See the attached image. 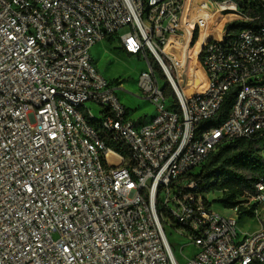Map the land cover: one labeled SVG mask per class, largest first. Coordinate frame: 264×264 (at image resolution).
Wrapping results in <instances>:
<instances>
[{
  "label": "built area",
  "instance_id": "1",
  "mask_svg": "<svg viewBox=\"0 0 264 264\" xmlns=\"http://www.w3.org/2000/svg\"><path fill=\"white\" fill-rule=\"evenodd\" d=\"M216 13L254 26L208 37L191 58L200 80L185 82ZM109 37L147 61L138 84L156 113L144 123L94 61ZM260 76L264 15L237 0H0V264H264V225L242 231L240 206L219 213L189 174L221 146L264 136ZM232 90L227 120L202 127ZM255 188L242 205L259 217L264 175ZM167 228L186 239L183 261Z\"/></svg>",
  "mask_w": 264,
  "mask_h": 264
},
{
  "label": "trees",
  "instance_id": "2",
  "mask_svg": "<svg viewBox=\"0 0 264 264\" xmlns=\"http://www.w3.org/2000/svg\"><path fill=\"white\" fill-rule=\"evenodd\" d=\"M242 11L251 17L264 15V6L258 0H241ZM254 26V22L234 20L227 24L226 30L230 37L237 35L241 30ZM197 32L195 39L197 37ZM115 37L107 40L113 43ZM123 51L122 47L119 46ZM126 52V51H125ZM132 55V54H131ZM118 82L117 80L115 81ZM121 82H118L120 84ZM236 92L230 91L225 98L218 114L202 123V127L220 126L230 115ZM264 141V136L254 138H241L234 142L227 143L212 153L202 167L189 173L199 184V192L203 195L210 192H221L218 198L224 208H234L240 206L239 219L242 216H255L256 204L250 208L242 204L249 200V197L256 194L255 184L264 175V156L258 144ZM119 150V147H115ZM127 152H129L127 150ZM226 192L224 197L223 192ZM253 264H261L255 262Z\"/></svg>",
  "mask_w": 264,
  "mask_h": 264
},
{
  "label": "rangeland",
  "instance_id": "3",
  "mask_svg": "<svg viewBox=\"0 0 264 264\" xmlns=\"http://www.w3.org/2000/svg\"><path fill=\"white\" fill-rule=\"evenodd\" d=\"M240 2L241 0H237ZM240 19L238 15L235 14H226V13H216L211 20L210 26L211 30L206 33L205 38L213 36L215 38L223 39L225 36H228L229 33L226 30V26L228 23ZM206 29V28H205ZM203 29V31L205 30ZM128 31L127 27H123L120 29L119 34L122 35ZM208 34V35H207ZM200 39L203 40V36L201 35ZM200 39L197 42L192 43L191 48L188 51L189 57L195 58L196 53L200 49L198 44L200 43ZM120 42L119 39H115L113 43H110L108 40H102L101 42L97 43L92 49V55L94 58L95 63L98 66L100 72L110 80H117L118 82L124 81V86H121L119 89L120 96L128 101L129 103L133 104V110L137 107H141V111L146 114L147 118H150L152 114L156 113V106L153 103L146 102V100L140 99L136 94L137 88L136 85L138 84V80L140 77V73L144 68L147 66V61L145 58L139 55H131L127 52L123 51L119 48ZM172 49H168L171 53L178 51L177 53L182 56L181 49L177 48V46H172ZM199 48V49H197ZM178 49V50H177ZM188 61L186 66V72L184 74L185 82L192 81L193 75L196 76L197 79L200 80V70L197 63L192 64V59ZM154 61V59H152ZM180 60V58H179ZM159 72V76L161 79L162 84L167 83V79L165 78L164 74L160 71L159 67H157ZM198 71V72H197ZM260 79L263 80L264 77L260 76ZM198 80V81H199ZM117 82V83H118ZM197 89V85H190L186 89L187 94H191L195 92ZM129 91V92H128ZM118 94V95H119ZM172 94V93H171ZM173 96V95H172ZM89 106L92 107L93 112L95 115L100 116V107L95 106L92 103H87ZM261 153L264 156V141L258 144ZM222 195L221 192H212L210 193L209 197L211 200L214 201L213 207L219 213L226 215V216H235L236 212L230 208H224L219 201V197ZM224 197L226 196V192H223ZM264 225V210H261V214L259 217H246L242 216L239 221V226L242 231H254L260 228V226ZM169 233L170 241L172 242L175 252L179 257L180 261L185 259L184 255L182 254V245L186 243V239L179 236L177 233L171 231L169 228L166 229ZM195 249L192 246H187L184 250V254L190 256L194 253Z\"/></svg>",
  "mask_w": 264,
  "mask_h": 264
},
{
  "label": "crops",
  "instance_id": "4",
  "mask_svg": "<svg viewBox=\"0 0 264 264\" xmlns=\"http://www.w3.org/2000/svg\"><path fill=\"white\" fill-rule=\"evenodd\" d=\"M208 38H206L205 40H204V38H203V40L202 39H200V43H199V45L197 46V47H201V45L207 40ZM177 48H179V47H177ZM199 48H197V49H199ZM178 50V49H177ZM129 54V53H128ZM145 69V68H144ZM143 69V70H144ZM124 84V81H122L121 83H120V86H119V89L121 88V86H124L123 85ZM204 85H201V88L203 87ZM136 88H137V93L138 94H136L140 99H142V100H146V102H150L149 101V99L148 98H145L144 96H143V94H142V92H141V90H140V87H139V85H136ZM119 89H118V94H119ZM186 89H187V87L185 88V91H186ZM129 92V91H128ZM119 97H120V99H121V101L127 106V108H128V110H129V112H130V115L138 122V123H144V122H146V121H148L152 116H153V114H152V116L150 117V118H147V116H146V114H144V112H142L141 111V107L139 106V107H137V108H135L134 110H133V104H131V103H129L128 101H126L125 99H123L121 96H120V94H119ZM151 103V102H150Z\"/></svg>",
  "mask_w": 264,
  "mask_h": 264
},
{
  "label": "bare ground",
  "instance_id": "5",
  "mask_svg": "<svg viewBox=\"0 0 264 264\" xmlns=\"http://www.w3.org/2000/svg\"><path fill=\"white\" fill-rule=\"evenodd\" d=\"M211 29H212L211 26H209L208 28H206V29L202 32V36H203V38H205L206 33H208L209 30H211ZM207 35H208V34H207ZM198 45H199V44H198ZM168 48H169V49H172L173 47H172V46H169ZM177 52H178V51L175 50V52H173V54L175 55V60L177 61V63H180V62H181V58H182V56L179 55ZM179 58H180V60H179ZM185 93H186V91H185ZM186 94H187V93H186Z\"/></svg>",
  "mask_w": 264,
  "mask_h": 264
}]
</instances>
